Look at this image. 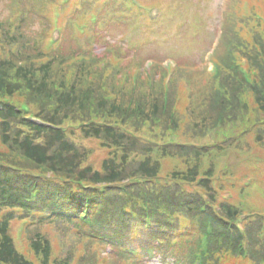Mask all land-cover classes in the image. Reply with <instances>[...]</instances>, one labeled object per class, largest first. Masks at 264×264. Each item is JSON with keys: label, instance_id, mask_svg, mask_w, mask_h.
Segmentation results:
<instances>
[{"label": "trees", "instance_id": "16d2710c", "mask_svg": "<svg viewBox=\"0 0 264 264\" xmlns=\"http://www.w3.org/2000/svg\"><path fill=\"white\" fill-rule=\"evenodd\" d=\"M30 1L12 0L0 21V264H264V205L247 210L245 185L217 165L247 152L248 141L191 140L240 120L255 126L264 151V0H231L215 73L179 59L173 73L159 64L137 82L131 67L144 64V43L114 44L102 32L107 21L134 22L114 14L124 0L107 2L87 35L69 31L52 50L47 23L28 29L45 1ZM202 24L192 27L200 39ZM97 43L110 49L97 53ZM249 198L264 202L259 191ZM21 219L37 259L21 252Z\"/></svg>", "mask_w": 264, "mask_h": 264}, {"label": "rangeland", "instance_id": "374dc122", "mask_svg": "<svg viewBox=\"0 0 264 264\" xmlns=\"http://www.w3.org/2000/svg\"><path fill=\"white\" fill-rule=\"evenodd\" d=\"M10 1L11 0H0V18H5L10 14V8L7 6V4L10 3ZM170 1L173 4V7L175 6L182 15L189 16L187 9L188 0H180L177 2L173 0ZM155 10L156 9H152V11ZM219 17L220 14L218 11H216L214 19H217L218 21ZM28 26H31L28 28L31 31L30 33H34L33 30L38 29L41 26V24L39 22H35L32 20L31 22H28ZM109 26H112V24L110 23ZM116 30L118 31V29ZM152 32L154 35H156L157 32L163 33L164 39H167L169 37V41L166 42L162 38L156 43L150 44L147 50L143 54H141L143 58L145 57L165 58L166 56H168V57L178 58L182 62L194 63L196 61L201 60V56L208 47L207 46L208 41L203 42L204 36L201 37L200 39V37L196 36L192 28H186L181 35L175 34L180 32V27H175L171 29L153 28ZM141 36L143 37V39L147 37L145 33H142ZM244 101L250 103V97L248 95L245 96ZM244 124L245 123L243 121H238L229 124L222 131L219 132L216 138H214L213 135H208V136L196 137L191 140L199 144H213L216 142H220L221 140H223L224 134L226 133L239 134ZM251 124L252 123H247L245 125L246 129H249ZM253 130L254 127L251 130H249V132L251 133L253 132ZM180 133L181 132L176 133V136H178L177 138L182 137L179 136ZM152 134H154V132H152ZM184 140H190V139L186 137ZM247 140L249 141L251 148L250 150L242 154V158L245 160L244 165L238 166V164H242L243 159L238 155L236 156L235 154H233V162L235 165L230 164L232 155L229 156L227 161L225 157L217 158V165H218V170L228 171L233 173V176L230 175L228 178V180L231 183H237L238 185L239 184L248 185L246 187L247 191L245 192V194H241V195L244 196V197L242 196V202L246 206V209L251 210L254 208L257 209L259 207H263L264 205L263 202L260 206H258L249 198V195L251 194L252 191H259L262 192V194H264V192L262 191V184H264V152L263 151L258 152V149L255 148L257 141L256 135H249L247 137ZM151 263L162 264L157 260H153Z\"/></svg>", "mask_w": 264, "mask_h": 264}, {"label": "bare ground", "instance_id": "6f19581e", "mask_svg": "<svg viewBox=\"0 0 264 264\" xmlns=\"http://www.w3.org/2000/svg\"><path fill=\"white\" fill-rule=\"evenodd\" d=\"M208 39H209V36H205V37L203 38V42H204V41H208Z\"/></svg>", "mask_w": 264, "mask_h": 264}]
</instances>
